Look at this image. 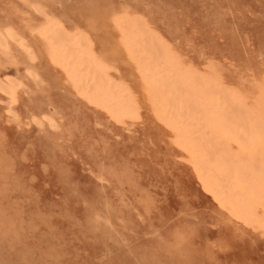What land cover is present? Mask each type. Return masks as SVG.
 Wrapping results in <instances>:
<instances>
[{
  "label": "rangeland",
  "instance_id": "obj_1",
  "mask_svg": "<svg viewBox=\"0 0 264 264\" xmlns=\"http://www.w3.org/2000/svg\"><path fill=\"white\" fill-rule=\"evenodd\" d=\"M39 7L89 33L140 98V123L118 125L75 92L36 32L47 18ZM124 13L200 71L214 65L231 87L264 79V0H0V30L13 27L28 46L0 50L1 81L22 84L17 117L0 92V264H264V237L212 220L172 132L147 114L113 25ZM145 195L155 198L150 209Z\"/></svg>",
  "mask_w": 264,
  "mask_h": 264
},
{
  "label": "bare ground",
  "instance_id": "obj_2",
  "mask_svg": "<svg viewBox=\"0 0 264 264\" xmlns=\"http://www.w3.org/2000/svg\"><path fill=\"white\" fill-rule=\"evenodd\" d=\"M39 13L47 18L36 32L75 92L118 125L140 123L145 109L140 98L131 85L118 79L109 60L97 53L89 33L68 31L63 21L48 16L41 7ZM113 25L118 45L142 78L147 114L172 132V144L195 171L202 196L214 205L212 220H237L264 237V79L250 83L249 90L231 87L214 65L202 72L190 64L146 20L124 13L114 17ZM11 40L28 48L9 26L5 33L0 30L4 55L10 53ZM28 52L35 58L33 50ZM21 86L0 79L11 117H17L11 106L18 102ZM141 199L145 209L155 201L150 195Z\"/></svg>",
  "mask_w": 264,
  "mask_h": 264
}]
</instances>
